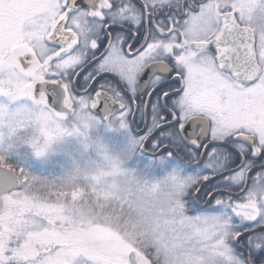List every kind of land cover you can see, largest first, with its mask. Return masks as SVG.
<instances>
[{
  "label": "snow or ice",
  "instance_id": "6c2138e0",
  "mask_svg": "<svg viewBox=\"0 0 264 264\" xmlns=\"http://www.w3.org/2000/svg\"><path fill=\"white\" fill-rule=\"evenodd\" d=\"M5 112L127 129L168 192L121 228L0 168V264H264V0H0Z\"/></svg>",
  "mask_w": 264,
  "mask_h": 264
},
{
  "label": "rangeland",
  "instance_id": "374dc122",
  "mask_svg": "<svg viewBox=\"0 0 264 264\" xmlns=\"http://www.w3.org/2000/svg\"><path fill=\"white\" fill-rule=\"evenodd\" d=\"M53 129L49 131L48 125H40L39 133L32 142H16L5 145L3 140H0V164L16 169L4 160L5 153L7 156L15 158L19 149H26L28 151L27 161L26 157H21L25 162L24 167L41 178L39 182H29V191L43 198L58 199L67 205L69 203L76 205L81 193L77 190L66 191L64 187L66 184L88 185L96 180L95 176L85 175L80 170L81 168L87 172H95L98 165L103 164L107 157H125L128 156L131 149L129 145L132 143V135L127 129L109 127L98 117L89 128V134L96 140V143L90 147L87 146L85 138L78 134L57 140L60 130L55 125H53ZM21 135L27 138L33 136V133L31 129H28L21 132ZM43 141H48L49 144L42 147ZM36 150H41L38 156L34 154ZM74 160L79 162V166L73 165ZM145 161L146 159L136 157L134 151H131L126 167L136 169L148 179H154L161 175L157 171L150 170ZM17 174L19 175V173ZM54 187L60 190L51 193L50 190ZM74 208L79 216L83 217L82 211Z\"/></svg>",
  "mask_w": 264,
  "mask_h": 264
},
{
  "label": "clouds",
  "instance_id": "9594fccd",
  "mask_svg": "<svg viewBox=\"0 0 264 264\" xmlns=\"http://www.w3.org/2000/svg\"><path fill=\"white\" fill-rule=\"evenodd\" d=\"M92 121L87 117L76 121H68L61 124L63 131H58L57 140L66 136L78 134L85 138L87 146H92L96 140L89 134ZM49 131L54 130L53 125H48ZM32 130L33 136L21 135V132ZM40 123L37 115L17 119L14 115L5 112L0 126V138L5 145L16 142H32L38 135ZM48 141L42 142V147L48 145ZM128 156H109L103 164L98 165L95 172L80 170L85 175H92L96 180L92 184L83 185L79 183L66 184L65 190H77L81 193L76 205L69 203V207H76L82 211L84 219L98 223H111L121 228H128L136 223L135 218L128 215L127 210L122 207V202L129 197V194L142 193L143 197L151 200L157 205L165 202L168 186L163 182L152 183L141 175L136 169L126 167ZM5 159H9L5 153ZM74 166H79L78 161H73ZM99 185V187H97Z\"/></svg>",
  "mask_w": 264,
  "mask_h": 264
},
{
  "label": "trees",
  "instance_id": "16d2710c",
  "mask_svg": "<svg viewBox=\"0 0 264 264\" xmlns=\"http://www.w3.org/2000/svg\"><path fill=\"white\" fill-rule=\"evenodd\" d=\"M28 151L24 148H21L17 151V154L15 155V158H13L12 156H8L9 159H5L4 160L9 162L13 167L18 168L20 165L24 166V161L21 159L22 156L26 157V161H27V156H28ZM31 186V185H30ZM60 189H57V187H54L51 191V193L54 192H58ZM36 191V190H35ZM42 191V190H39Z\"/></svg>",
  "mask_w": 264,
  "mask_h": 264
},
{
  "label": "flooded vegetation",
  "instance_id": "af4514ba",
  "mask_svg": "<svg viewBox=\"0 0 264 264\" xmlns=\"http://www.w3.org/2000/svg\"><path fill=\"white\" fill-rule=\"evenodd\" d=\"M98 118H100V117H98ZM101 119V118H100ZM102 120V119H101ZM106 123V122H105ZM133 127H135V126H133ZM129 131V130H128ZM130 133V132H129ZM132 139H133V136H132ZM132 142V141H131ZM130 148L132 149V143H130ZM132 151H134V150H132ZM134 154H135V156L136 157H139V158H141V159H147V157L145 156V154L144 153H142V152H139V151H134Z\"/></svg>",
  "mask_w": 264,
  "mask_h": 264
},
{
  "label": "water",
  "instance_id": "95a60500",
  "mask_svg": "<svg viewBox=\"0 0 264 264\" xmlns=\"http://www.w3.org/2000/svg\"><path fill=\"white\" fill-rule=\"evenodd\" d=\"M3 167H6V166H5V165H1V164H0V168H3ZM16 175H18V174L16 173Z\"/></svg>",
  "mask_w": 264,
  "mask_h": 264
}]
</instances>
